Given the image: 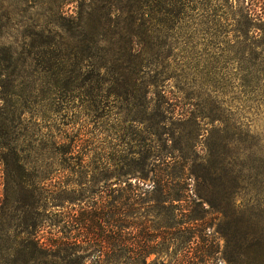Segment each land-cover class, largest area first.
<instances>
[{
	"label": "rangeland",
	"instance_id": "rangeland-1",
	"mask_svg": "<svg viewBox=\"0 0 264 264\" xmlns=\"http://www.w3.org/2000/svg\"><path fill=\"white\" fill-rule=\"evenodd\" d=\"M181 2L0 0V242L71 237L116 187L113 149L169 153L196 159L180 181L183 201L160 222L142 206L132 222L169 226L173 256L189 237L183 228H205L215 264L254 257L253 239L264 264V95L262 81L252 88L245 78L254 58L246 39L259 43L260 29L242 0H185L182 13ZM190 111L199 125H178ZM76 252L95 264L90 251ZM68 253L49 261L66 264Z\"/></svg>",
	"mask_w": 264,
	"mask_h": 264
},
{
	"label": "trees",
	"instance_id": "trees-1",
	"mask_svg": "<svg viewBox=\"0 0 264 264\" xmlns=\"http://www.w3.org/2000/svg\"><path fill=\"white\" fill-rule=\"evenodd\" d=\"M242 4H245L242 10L246 21L250 26L253 23L256 24L261 33V41L257 44L255 39H246L254 43V46L251 44L246 46L248 54L253 53L254 58L253 62L250 59L245 78L247 86L252 88L262 81L261 90L264 95V0H242ZM170 5H173L172 1ZM180 6L182 13L185 8L189 7V4L182 0ZM249 28L252 30L251 27ZM242 35L248 38V34L243 33ZM126 42L128 45L126 52L131 55L134 42L130 34ZM256 50H260L259 54ZM156 116L155 125L160 126L163 131L166 127L165 118L161 114H156ZM179 116L178 125L182 122H191L196 127L199 125L198 117H194L193 111ZM217 121L219 120L212 119V123ZM75 147L71 146L70 152L75 151ZM127 151L112 150L113 159H110L113 161V167L119 170L116 187L108 192L104 191L106 193H103V201L98 208H91L89 212L82 213V219L87 222L73 223L70 231L72 232L71 237L54 240L50 245H46L36 234L26 233L24 238L10 242V245H5V241L0 242V264H60L49 261V259L56 258L62 251H70L66 264H84L86 257L76 255V251H90L89 253L95 257V264H164V261L159 262L158 260L163 257H175L173 264H215L211 255L215 248V241L206 234L208 231L205 228L201 227L199 230V226L195 224L186 228L182 227L189 233V237L176 246L178 253L173 256L169 251L173 245L167 233L169 226L148 221L132 222L137 210L142 209V206L150 208L149 214L152 210L158 211L154 217L160 222L162 212L172 209L174 203L182 202L181 194L186 186H181L180 181L186 165L189 163V167L192 166L196 159L191 155L181 157L169 153L160 154L161 156L158 157L151 155L152 152L148 157H142L139 152ZM88 154L91 152L88 151L85 156ZM149 166L151 177L148 175L149 172L144 171ZM177 168L179 174L175 173L174 169ZM229 171L230 177L233 176L232 180H234V169ZM189 172L195 179H199L192 173V169H189ZM260 178L264 179V173H261ZM146 181L148 184L145 183ZM147 215H143L142 218L145 219ZM191 221L194 219L192 218ZM251 234L252 232L250 236ZM250 240L252 244L248 245V249H253L254 257L247 254L243 258L237 253L231 254L227 256V264L257 263L255 252L258 243L253 239ZM231 248L234 250L236 246H231ZM12 250L13 254L7 255ZM153 255L155 259L149 261Z\"/></svg>",
	"mask_w": 264,
	"mask_h": 264
}]
</instances>
